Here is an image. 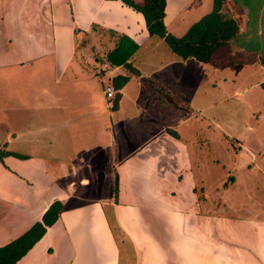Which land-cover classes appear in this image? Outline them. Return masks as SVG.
I'll return each instance as SVG.
<instances>
[{
  "label": "crops",
  "instance_id": "1",
  "mask_svg": "<svg viewBox=\"0 0 264 264\" xmlns=\"http://www.w3.org/2000/svg\"><path fill=\"white\" fill-rule=\"evenodd\" d=\"M22 1H31L26 6L28 10L20 8L14 16L9 15L4 12L3 3L0 11V21L4 18L7 25L11 23L10 29L16 27L15 33L7 32L4 37L6 50L0 55V68L23 63L42 66L48 58L52 59L57 68V156L37 149L11 150L7 142L4 144L3 150L19 154L20 158L6 155L4 165L0 162V214L4 213L2 208L9 206L6 218H0V246L41 221L52 202L59 201L62 209L56 222L15 264H120L124 244L131 251L128 250L130 264H264V161L252 163L257 149L254 153L247 149L250 145L247 136L242 144L232 143L230 160L245 167L252 177L262 179L256 186L262 195L254 197L252 203L235 204V212L223 213L219 212L220 206L224 209L226 204L217 203L219 188L209 179L216 167L204 166L206 158L202 150L206 139L219 148V124H214L217 135L208 138V129L204 133V126L199 128V123L200 131L180 130L189 121L187 118L182 123L176 120L175 128L165 122L142 127V115L149 109L164 115L172 108L171 111L184 114L180 106L183 108L186 102L163 106L162 97L171 91L178 98H185L192 88L188 83L174 86L168 65L175 68L176 65L168 60V55L155 63L156 67L152 64L144 78L140 75L137 53L150 50L156 43L148 42L142 14L120 0ZM190 3L191 0H166L163 18L166 29L175 25V19ZM226 5L236 19L238 15L234 17L233 9L237 6L231 0H226ZM56 16L57 23L67 24L66 30L61 27L57 31V46L55 31L49 27L56 22ZM238 25L237 34L242 32ZM98 31L126 35L139 48L127 65H112L105 56L96 73L101 86L99 96L90 85L78 83L81 96L71 100L64 87L77 78L76 74L85 73L80 63L88 61L83 56L82 60L73 58V51L95 43L104 46L107 55L115 46L104 35L98 37ZM172 31L178 34L181 29L173 27ZM223 48L226 46L215 51L210 61H198L202 67H194L212 81L210 84L217 91L216 75L227 76L232 65L225 63ZM166 50L174 60L186 61L185 65L195 59H183L171 49ZM185 65L181 71L186 70ZM153 67L167 70L156 76ZM146 75L151 82L143 84ZM222 75L220 78L225 77ZM37 77L36 73L33 78ZM119 77L127 80H122L123 85L116 91L119 98L115 107L110 108L106 101L105 111L100 105L102 97L105 98L104 86L115 85ZM196 88L194 79L193 89ZM125 97L130 109L122 106ZM125 109L139 115L137 122H125L129 120L122 116ZM113 118L120 120L119 129L110 124ZM32 129L28 127L20 138L23 147L39 146V141L31 139ZM234 146L243 149L235 150ZM230 181L234 185L235 176ZM229 188L223 189L224 194ZM91 192L96 196L90 195ZM4 223L9 227L3 226Z\"/></svg>",
  "mask_w": 264,
  "mask_h": 264
},
{
  "label": "rangeland",
  "instance_id": "2",
  "mask_svg": "<svg viewBox=\"0 0 264 264\" xmlns=\"http://www.w3.org/2000/svg\"><path fill=\"white\" fill-rule=\"evenodd\" d=\"M231 1L232 4L237 6V8L233 9L235 12L234 17H236V15L240 16H237L235 20L240 24L242 32L235 34L234 37L225 44L226 48H223L225 63H230L232 65L230 66V71L228 70L229 73L227 76L221 73L216 75L215 83L219 85V91L210 84L212 81H209L208 78L204 77L203 74L199 72L198 68L202 67V64L199 63L198 60L194 59L191 63L188 62L187 65H185L186 61L174 60V57L167 52L166 48L169 50L170 48L162 38L148 36L150 38L148 42L152 41L156 43L150 50H144V53L138 52L137 60L140 62L141 59H144V61L140 63L137 61L136 63L140 75L144 78V75L151 69L152 64L156 67L155 63L158 64L160 61H163L168 55V60L170 62L175 61L174 63L176 65V68L172 64L168 65V69H172L170 70V77L171 79L174 78V86L182 87L188 83L189 86L192 87L189 89L185 98H178L175 93L171 91L167 92L168 96L164 95L162 97L163 106H169L172 103L181 104L182 100V104L186 102L183 108L180 106L184 114L171 111L172 108H168L167 111L169 112L164 115L153 113L149 109V112L142 115L144 122H142L143 128H146L145 124L151 126L150 123L156 124L158 122L161 124L162 122L171 123V127L175 128L176 125L174 122L176 120L182 123L183 120L187 118L189 121L186 125H182L180 130L190 129L191 131H200L201 129L199 128H202L203 125L204 133H206L208 129L209 134L207 133L206 135L208 138L216 134L214 124H219V148L214 145V141L211 143L206 139L207 141H204L202 150L206 158L204 166L206 165V168L216 167L214 172L209 174V179L213 181L214 187L216 186L219 188V190H216L217 195L219 194L217 203L226 204L224 205V209H222L223 207L219 204L221 208L219 212L223 211V213L235 212V204L238 205L239 203L242 205L252 203L254 197L258 199V196L261 197L262 195L259 193L262 190L256 187L260 185L258 182L262 179H260L259 176L252 177L249 172H246L245 167L242 165L239 166L238 163L230 160L232 143H237V141H239L238 143L242 144L245 140V136H247V140L250 141L249 148L247 149H250L252 153L257 149L252 163L264 161V70L261 68V62L264 58V0ZM3 3L4 12L6 11L9 15L14 16L15 11L20 8H25L31 1L0 0V11L3 8ZM238 8L240 9L239 11H237ZM26 10H28L27 7ZM212 10V0H191L189 6L183 9L175 19V25L172 26L170 30L167 29L171 35L181 37L193 23L197 22L203 15ZM54 18L56 22L53 26L50 25L49 27L51 31L52 29L55 31V46H57V31L61 27L66 30L67 24L57 23V16ZM42 22H44V19ZM10 24L11 23L7 25L4 18L3 21H0V55L6 50L4 41L6 34H13L16 32V27L10 29ZM43 27L46 28L47 26L44 24ZM173 27L181 29L180 33H174L172 31ZM96 34H98V37L104 35V38L109 39L111 46L118 38V36L110 32L102 33L98 31ZM106 50L104 46L98 47L97 44L94 43L89 44L88 48H80L77 49V51H73V58L82 60L81 58L83 56V58H86L88 61L85 63L86 65L84 63L82 64V62L80 63V67L83 66V68H81L83 73H85L83 75L80 73L76 74L77 78L72 79L69 85L64 87L65 94L71 97V100H75V98H80L81 96V91L79 89L80 85L78 83L90 85L93 90H97L95 94L99 96L98 92L101 93V86L96 73L100 70L99 61L104 60ZM14 51L17 52L18 50L14 48ZM17 55L18 53H16V56ZM140 64H142V66H140ZM182 65H185V71H181ZM196 65L198 68L194 69ZM249 65H252L251 70L254 72L251 70L247 71ZM154 67L152 71L156 76L159 75L162 70H167L165 67H158L157 69H154ZM75 68H77V65ZM207 72L208 71L204 70V73ZM223 72L226 71L223 70ZM36 73L38 77L33 78ZM210 73H213V70H210ZM221 75L225 77L220 78ZM82 78L89 79L90 81H81ZM63 79L64 78L59 81ZM194 79L197 83L196 89H193ZM142 82L143 84H148L151 82L150 77L146 75ZM130 87H133L132 84ZM144 91L148 93L147 89ZM100 105L105 111L108 110L104 96L102 97ZM123 105H127L130 109L127 97H125L122 106ZM108 112L111 113V116H114L112 110ZM190 113L192 116L189 117L188 114ZM105 114L109 113L106 112ZM122 116L123 118H129V120L125 122H137L136 116L139 115H135L133 112L125 109L122 111ZM198 123L199 128H197ZM110 124H113L115 129H119L121 123L118 118H113ZM28 127L33 128L34 134L31 139L39 141V146H22L20 138H22V135L27 131ZM118 132L119 131H116V134ZM119 134L116 136L117 139H120ZM9 136H11L10 140ZM233 137L234 139H232ZM12 140L16 142L12 144ZM6 142L7 148L11 150L32 152L31 150L37 149L39 152L43 151V153L53 152L57 156V68L53 65L52 59L49 61L48 58L45 65L42 66H34L33 63H23L0 68L1 150ZM216 148H218L219 155ZM237 148L238 147H235V150ZM238 149H243V147H239ZM47 154L53 155L52 153ZM235 165L237 170L234 168ZM230 176L232 178L235 176L234 185H232L233 181H230ZM109 178H111V171ZM229 186L228 192L224 194L223 189ZM247 187H249V189ZM90 195L96 196V194L92 192ZM260 199L263 200L262 198ZM230 204L234 205L231 207L229 206ZM8 209L9 206L2 208L4 213L0 214L1 220L6 218ZM3 226H6V228L9 227L7 223H4ZM115 232L120 233L117 230ZM117 237L123 240L122 236L117 235ZM128 250L130 251L127 244L121 245L120 264H130L131 260ZM126 259L128 260L126 261Z\"/></svg>",
  "mask_w": 264,
  "mask_h": 264
},
{
  "label": "trees",
  "instance_id": "3",
  "mask_svg": "<svg viewBox=\"0 0 264 264\" xmlns=\"http://www.w3.org/2000/svg\"><path fill=\"white\" fill-rule=\"evenodd\" d=\"M120 1L142 14L149 37L162 38L168 47L183 59L193 57L198 61L208 62L213 53L238 32V21L229 12L226 0H212L213 10L193 23L181 37L171 35L164 25L166 0ZM138 48L139 45L133 39L126 35H119L115 40V46L107 53L106 59L115 66L127 65L128 60ZM261 65L264 68V58ZM122 80L125 82L127 79L119 77L117 83L113 85L115 92L123 85ZM118 98L119 94L116 92L113 107ZM6 155L19 156V154L0 149V162L3 165V157ZM114 193L116 196V186ZM61 209L62 204L59 201L52 202L42 214L41 221L34 222L23 234L0 246V264H15L20 260L41 239L46 228L56 222Z\"/></svg>",
  "mask_w": 264,
  "mask_h": 264
},
{
  "label": "built area",
  "instance_id": "4",
  "mask_svg": "<svg viewBox=\"0 0 264 264\" xmlns=\"http://www.w3.org/2000/svg\"><path fill=\"white\" fill-rule=\"evenodd\" d=\"M115 89L113 85L108 84L104 86V94L107 101V104L110 108L114 106V98H115Z\"/></svg>",
  "mask_w": 264,
  "mask_h": 264
}]
</instances>
